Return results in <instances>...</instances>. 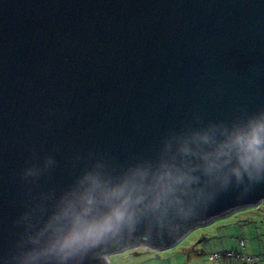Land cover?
<instances>
[{
	"label": "water",
	"instance_id": "water-1",
	"mask_svg": "<svg viewBox=\"0 0 264 264\" xmlns=\"http://www.w3.org/2000/svg\"><path fill=\"white\" fill-rule=\"evenodd\" d=\"M261 109L264 0H0V264L22 218L46 227L86 175L151 184L178 153L174 137ZM241 191L150 215L93 251L121 238L171 247L264 199V183Z\"/></svg>",
	"mask_w": 264,
	"mask_h": 264
},
{
	"label": "clouds",
	"instance_id": "clouds-1",
	"mask_svg": "<svg viewBox=\"0 0 264 264\" xmlns=\"http://www.w3.org/2000/svg\"><path fill=\"white\" fill-rule=\"evenodd\" d=\"M171 143L181 145L178 153L151 184L145 173L116 186L89 174L43 229L23 217L25 231L9 264H87L95 248L134 232L150 215H187L229 186L241 188L243 196L264 183V109ZM53 163L46 158L43 168L29 167L23 178L39 177Z\"/></svg>",
	"mask_w": 264,
	"mask_h": 264
},
{
	"label": "rangeland",
	"instance_id": "rangeland-1",
	"mask_svg": "<svg viewBox=\"0 0 264 264\" xmlns=\"http://www.w3.org/2000/svg\"><path fill=\"white\" fill-rule=\"evenodd\" d=\"M230 251L258 257L255 264H264V203L197 226L171 247H129L109 253L107 259L109 264H216L210 259L212 254ZM230 260L233 264H250L239 258L221 262Z\"/></svg>",
	"mask_w": 264,
	"mask_h": 264
},
{
	"label": "trees",
	"instance_id": "trees-1",
	"mask_svg": "<svg viewBox=\"0 0 264 264\" xmlns=\"http://www.w3.org/2000/svg\"><path fill=\"white\" fill-rule=\"evenodd\" d=\"M186 232V230L184 231ZM131 246V242L126 238H121L118 241L110 242L102 248L93 251L89 256V264H108L105 255L110 252L118 251L122 248Z\"/></svg>",
	"mask_w": 264,
	"mask_h": 264
},
{
	"label": "built area",
	"instance_id": "built-area-1",
	"mask_svg": "<svg viewBox=\"0 0 264 264\" xmlns=\"http://www.w3.org/2000/svg\"><path fill=\"white\" fill-rule=\"evenodd\" d=\"M264 200V199H263ZM261 200L256 206L257 207H260L261 204L264 203V201ZM243 243V242H242ZM140 245H143L145 247H151L149 246L148 244H146L145 242H142V243H139L138 246L136 247H139ZM244 245V243H243ZM152 249H154L153 247H151ZM107 256V255H106ZM242 259L244 261H247L249 262L250 264H255L256 261L258 260V257H249V256H246L244 254H239V253H234V252H225L223 254H220V253H214L210 256V259L214 262H216V264H221V260L222 259Z\"/></svg>",
	"mask_w": 264,
	"mask_h": 264
},
{
	"label": "crops",
	"instance_id": "crops-1",
	"mask_svg": "<svg viewBox=\"0 0 264 264\" xmlns=\"http://www.w3.org/2000/svg\"><path fill=\"white\" fill-rule=\"evenodd\" d=\"M108 257V256H107ZM221 264H222V262H221ZM224 264H233L232 263V260H230V261H226V262H224Z\"/></svg>",
	"mask_w": 264,
	"mask_h": 264
},
{
	"label": "flooded vegetation",
	"instance_id": "flooded-vegetation-1",
	"mask_svg": "<svg viewBox=\"0 0 264 264\" xmlns=\"http://www.w3.org/2000/svg\"><path fill=\"white\" fill-rule=\"evenodd\" d=\"M141 242H142V241H139V243H141ZM139 243H138V244H139ZM131 246H135V245H131ZM128 247H129V246H128Z\"/></svg>",
	"mask_w": 264,
	"mask_h": 264
}]
</instances>
